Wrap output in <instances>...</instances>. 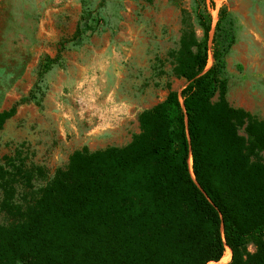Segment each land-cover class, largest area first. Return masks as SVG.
Returning <instances> with one entry per match:
<instances>
[{
	"label": "trees",
	"instance_id": "trees-1",
	"mask_svg": "<svg viewBox=\"0 0 264 264\" xmlns=\"http://www.w3.org/2000/svg\"><path fill=\"white\" fill-rule=\"evenodd\" d=\"M194 16L201 37L184 21L172 54L181 91L141 112L126 146L73 152L0 227V264H207L225 245L229 264H264V122L227 101L236 19L221 7L210 39L204 0ZM14 112L0 113V129ZM7 176L0 165V185Z\"/></svg>",
	"mask_w": 264,
	"mask_h": 264
},
{
	"label": "rangeland",
	"instance_id": "rangeland-1",
	"mask_svg": "<svg viewBox=\"0 0 264 264\" xmlns=\"http://www.w3.org/2000/svg\"><path fill=\"white\" fill-rule=\"evenodd\" d=\"M195 3L0 0V113L15 107L0 129V165L8 172L0 185V227L20 219L73 152L126 146L139 133L141 112L181 91L185 81L172 72V54L184 21L202 35ZM204 3L210 39L221 7L236 19L228 103L264 122V0ZM212 62L209 54L207 68Z\"/></svg>",
	"mask_w": 264,
	"mask_h": 264
},
{
	"label": "built area",
	"instance_id": "built-area-1",
	"mask_svg": "<svg viewBox=\"0 0 264 264\" xmlns=\"http://www.w3.org/2000/svg\"><path fill=\"white\" fill-rule=\"evenodd\" d=\"M228 248V246H224V252H223V255H222V257L220 258V260L219 261H217V262H214V261H210V262H208L207 264H228V263H230V261H231V255L229 256V258H228V260H225L224 262H221V260L224 258V256H225V254H226V249Z\"/></svg>",
	"mask_w": 264,
	"mask_h": 264
},
{
	"label": "bare ground",
	"instance_id": "bare-ground-1",
	"mask_svg": "<svg viewBox=\"0 0 264 264\" xmlns=\"http://www.w3.org/2000/svg\"><path fill=\"white\" fill-rule=\"evenodd\" d=\"M230 253H231V250H230L229 248H227V249H226V254H225V256H224L223 259L227 258V257L230 255ZM223 259L221 260V262H224Z\"/></svg>",
	"mask_w": 264,
	"mask_h": 264
}]
</instances>
